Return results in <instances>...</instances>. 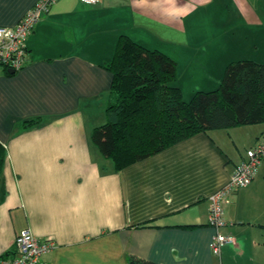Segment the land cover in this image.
Segmentation results:
<instances>
[{"label":"crops","instance_id":"1","mask_svg":"<svg viewBox=\"0 0 264 264\" xmlns=\"http://www.w3.org/2000/svg\"><path fill=\"white\" fill-rule=\"evenodd\" d=\"M36 1L0 0V26H15ZM262 8L264 0L56 1L28 35L22 69L0 68V258L29 231L53 240L41 256L48 264H127L129 256L264 264V160L223 206L233 242L219 256L208 224V198L264 136V123L199 132L120 170L90 139L105 120L106 64L120 38L172 58L175 85L190 98L215 89L238 56L264 60ZM204 55L209 68H178Z\"/></svg>","mask_w":264,"mask_h":264},{"label":"trees","instance_id":"2","mask_svg":"<svg viewBox=\"0 0 264 264\" xmlns=\"http://www.w3.org/2000/svg\"><path fill=\"white\" fill-rule=\"evenodd\" d=\"M106 69L112 78L105 120L90 139L115 170L199 132L264 123V64L253 60L229 62L215 89L187 101L175 85L176 62L160 50L122 37ZM4 159L0 145V171ZM127 264L156 263L129 256Z\"/></svg>","mask_w":264,"mask_h":264},{"label":"built area","instance_id":"3","mask_svg":"<svg viewBox=\"0 0 264 264\" xmlns=\"http://www.w3.org/2000/svg\"><path fill=\"white\" fill-rule=\"evenodd\" d=\"M58 0H37L33 7L20 18L13 27L0 26V68L18 71L27 61L26 39L37 22ZM84 4H95L97 0H79ZM264 160V136L259 137L245 151L243 160L235 167L228 182L214 192L208 199V224L214 229L210 240L213 255L219 256L223 245L233 239L223 232L227 222L223 218V206L230 200L231 194L247 187ZM51 238L40 239L29 231H23L15 237L14 250L10 257H1L0 264H48L41 256L54 247Z\"/></svg>","mask_w":264,"mask_h":264},{"label":"rangeland","instance_id":"4","mask_svg":"<svg viewBox=\"0 0 264 264\" xmlns=\"http://www.w3.org/2000/svg\"><path fill=\"white\" fill-rule=\"evenodd\" d=\"M258 11H259V13H260V21L262 22V23H264V8H262V9H258ZM261 28L260 29H263L264 30V25L262 26H260ZM253 28V27H252ZM210 56L211 55H208L207 57H205V55L204 56H199V58L197 57V56H194L193 58H190V61H188L187 63L188 64H186V63H184L185 61L182 59V60H179L178 61V68H191V67H193V63L195 64V65H197V66H200L201 68H209L208 67V61H210L211 59H210ZM236 60H240V59H250V60H253V61H255V62H261V61H264L262 58H261V55L259 54V53H257V52H255L254 54L251 52V53H249V54H244L243 56L242 55H240V56H238L237 58H235ZM235 60V61H236ZM199 62V63H198ZM257 62V63H258ZM227 65V64H226ZM226 65H224L225 67H226ZM196 66V67H197ZM205 66V67H204ZM176 68H177V65H176ZM198 68V67H197ZM176 80H177V77H176ZM199 90H202V91H209V90H203V89H199ZM188 96H185V98H183L185 101H187L189 98H187ZM101 124L103 123V122H100ZM101 124H99V125H101Z\"/></svg>","mask_w":264,"mask_h":264},{"label":"water","instance_id":"5","mask_svg":"<svg viewBox=\"0 0 264 264\" xmlns=\"http://www.w3.org/2000/svg\"><path fill=\"white\" fill-rule=\"evenodd\" d=\"M14 71L13 70H10V73H13Z\"/></svg>","mask_w":264,"mask_h":264}]
</instances>
